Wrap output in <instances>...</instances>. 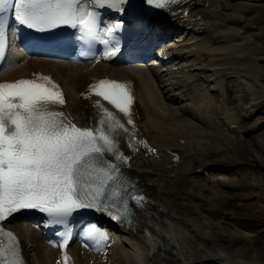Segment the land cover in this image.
Masks as SVG:
<instances>
[{"label":"bare ground","instance_id":"bare-ground-1","mask_svg":"<svg viewBox=\"0 0 264 264\" xmlns=\"http://www.w3.org/2000/svg\"><path fill=\"white\" fill-rule=\"evenodd\" d=\"M229 1L180 0L159 13V19L156 16L150 19L153 32L165 31V28L177 32L172 39L156 42L175 56L161 77L154 73L153 67L142 69L127 62L118 66L103 61L80 62L69 51L61 54V61H50L49 55L25 57L0 71V81L28 77L37 70L52 73L64 86L69 121L77 127L96 121L93 105L82 100L87 84L94 77L132 79L140 88L142 102L137 109V121L141 141L136 136L101 131L114 142L110 155L120 156V166L143 182L151 199L150 208L139 212L136 232L121 234L124 239L121 245L100 216L87 221L70 242L69 252L75 264H106L108 255H113L110 264H123L126 257L132 258L131 251L139 255L134 258L137 262H142L138 257L146 251L150 264H260L257 258L235 256L242 254L241 249L230 253L217 245L215 237L223 233L221 224H215L217 229L210 236L203 232L210 227L208 219L195 212L191 215L173 200L180 183L188 181L191 190L187 194L196 200L194 208H201L199 201H211L203 193L193 191L192 172L183 173L182 160L217 146L226 129L241 130L238 135L241 148L264 167V156L254 151L246 137L263 120L259 117L251 121L257 112L264 113L261 111L264 110V88L259 76L260 58L256 53L242 51L250 49L245 43L251 42V37L244 36V28L250 23L238 28L233 23L240 24L247 11H258L260 5L253 7L246 0H238L240 16L235 17L229 12L232 9ZM219 13L227 18L218 21ZM138 74H143L142 81L138 80ZM230 80L239 96L234 108L237 112L233 114L227 99ZM241 119L245 124L237 125ZM171 152L181 155L182 160L176 166L172 164ZM235 158L233 154L217 161L202 158L198 168L208 172L211 166L233 165ZM48 220L47 215H36L6 223L19 242L26 264L57 263L61 242L49 239V236L57 238L58 230H52ZM144 226L149 228V234L143 231ZM237 233L229 235V245L234 244ZM115 246L121 249L123 257L115 251Z\"/></svg>","mask_w":264,"mask_h":264},{"label":"snow or ice","instance_id":"snow-or-ice-1","mask_svg":"<svg viewBox=\"0 0 264 264\" xmlns=\"http://www.w3.org/2000/svg\"><path fill=\"white\" fill-rule=\"evenodd\" d=\"M156 2L146 0L149 5ZM6 3L14 4L19 23L38 31L61 25L76 28L79 23L84 33L85 28L91 32L95 27L94 11L87 14V19L78 15L76 6L80 0H0V8ZM91 3L122 13L128 0H91ZM120 25L118 21L117 27ZM3 36L0 28V45ZM41 79L51 87L32 79L0 83V221L20 210L35 209L59 224L76 210L104 212L109 207L101 199L103 189L86 191L80 175L82 168L95 158L94 154L113 151V140L100 129L94 133L87 127L71 124L63 111H50L52 105L62 108L65 100L49 77ZM93 91L120 113L130 115L134 97L125 84L101 79ZM105 111L114 118L112 112ZM133 123L129 118L128 124ZM127 159L124 158L125 163ZM109 169L119 172L115 164H109ZM109 215L113 221L121 219Z\"/></svg>","mask_w":264,"mask_h":264},{"label":"rangeland","instance_id":"rangeland-1","mask_svg":"<svg viewBox=\"0 0 264 264\" xmlns=\"http://www.w3.org/2000/svg\"><path fill=\"white\" fill-rule=\"evenodd\" d=\"M236 2L237 1L232 0V12L234 11V14L238 15L240 12L238 7L240 1H238V3ZM249 3L252 4L253 1H249ZM260 3L264 4V0H261ZM234 7L238 8L234 9ZM251 16H255L259 20L264 21V13H262L260 9L258 11L255 9H251L250 12L247 11V17H249L250 20ZM217 18L218 21H221L226 19L227 16L224 13H219ZM245 21H248L246 17L240 24L233 22L234 27H244L246 24ZM229 23L230 21L227 22V24ZM254 23L258 26V29L252 30L251 28H244V36L246 38L251 37L250 39L252 40L250 43H246V45L248 44L247 46L252 49V52H256V50L259 49V54L264 55V22L260 23L255 19ZM167 29L168 28H165V30ZM252 31H261L262 33L258 35V33L255 34ZM259 54L256 55L260 60L264 59V56ZM260 62V83L264 88V60ZM229 82H232V80ZM232 90L236 92L233 87ZM234 92L228 93L230 98L231 94H234ZM236 97L238 100L239 96L236 95ZM237 104V101H231L230 109L233 110L234 106L236 107ZM261 111L264 112V110ZM255 115L251 117L252 122H255L259 117L264 120V113L261 114V116L258 114ZM244 124L245 122L242 119L237 122V125ZM240 132L241 130L226 129L225 134L219 139L217 146L212 145L213 147H209V150L207 149V151L205 150L192 158H185L184 160L185 165L183 173L187 174L192 172L193 191L203 193L206 198H210L211 201H199L201 208L198 210L194 208L193 202L196 200L187 194L191 190V184L188 181H183V184L180 183L177 191L173 195V200L180 207L186 208L191 215L195 212L197 216H203L210 221V227L203 229L204 233L212 236L211 233L217 229V225L215 224H221L220 230L223 233L215 237V239H217V245L227 248L230 253H234L237 249H241L242 254H237L235 256L257 258L260 264H264V167L259 166L258 163L252 160L241 148V142L238 140ZM246 135L254 151L260 152L264 156V121H262V123L260 122L254 131L246 133ZM241 137L244 139L243 135H241ZM232 154L236 155L233 165L225 164L223 167H212L207 176H202L197 173L194 174V171L202 164V158L217 161ZM165 172L168 174V171ZM220 230L219 233L221 232ZM233 232H238V238L234 239V244L229 245L227 243L228 237L229 235H233ZM116 241L121 245L124 239L119 238ZM135 244L136 243L133 245L135 246ZM116 249L115 251L123 257L121 249ZM130 253L133 254L134 257L138 255L134 251ZM145 257L147 258L146 253H143L141 258L138 257L142 260L143 264H146ZM110 259L113 260V255H111ZM55 261L56 260L53 259V262ZM124 262L126 264H133L134 259L132 257V260ZM105 263H109V260H105Z\"/></svg>","mask_w":264,"mask_h":264}]
</instances>
